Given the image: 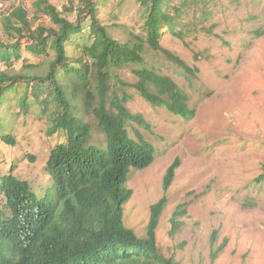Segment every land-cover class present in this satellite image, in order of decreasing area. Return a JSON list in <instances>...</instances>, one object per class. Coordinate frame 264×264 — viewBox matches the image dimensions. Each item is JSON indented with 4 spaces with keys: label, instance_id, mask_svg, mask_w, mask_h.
<instances>
[{
    "label": "rangeland",
    "instance_id": "rangeland-1",
    "mask_svg": "<svg viewBox=\"0 0 264 264\" xmlns=\"http://www.w3.org/2000/svg\"><path fill=\"white\" fill-rule=\"evenodd\" d=\"M50 1L59 10L77 3ZM172 3H184V12L177 33L163 30L161 45L192 72L168 60L163 49L147 46L145 61L179 84L195 113L183 118L151 104L132 86L137 82L134 66L114 69V88L127 90L128 108L143 120L128 122L130 135L156 148L154 162L129 176L133 195L125 204L124 222L146 236L151 205L166 195L156 230L165 257L182 264H264V179H258L264 170V0ZM19 6L28 11L33 26L53 25L36 0H0L4 42L11 40L4 17ZM98 6L114 38L128 42L134 34H145V10L138 0H99ZM27 44L22 39L20 59L0 61V72L45 74L51 57L31 53ZM26 89L27 111L20 104ZM0 112V135L10 134L16 141L0 140V178L14 166V174L27 180L38 197H57L47 161L52 149L66 141L64 134H49L51 117L26 84L10 91ZM91 143L105 145L95 123ZM177 158L175 177L165 190L167 168ZM4 203L0 193V209ZM179 208L184 210L178 215L182 224L173 232Z\"/></svg>",
    "mask_w": 264,
    "mask_h": 264
},
{
    "label": "trees",
    "instance_id": "trees-1",
    "mask_svg": "<svg viewBox=\"0 0 264 264\" xmlns=\"http://www.w3.org/2000/svg\"><path fill=\"white\" fill-rule=\"evenodd\" d=\"M98 1L77 0L59 10L50 0H36L52 26H33L23 6L4 17L11 40H0V61L20 59L22 39L31 53L51 58L45 74L1 71L0 106L11 90L26 84L51 117L49 134L62 133L66 141L52 149L47 161L57 197H38L27 180L14 174V166L1 176L5 203L0 209V264H182L165 257L157 242L166 195L151 205L146 236H139L124 222L125 204L133 195L129 176L134 169H145L154 162L156 148L130 135L128 122L143 120L128 108L131 96L127 90L120 92L112 81L114 69L134 66L137 82L132 86L142 97L183 118L194 116L179 84L145 61L147 46L153 51L163 49L168 60L192 72L161 45L165 28L177 33L184 3L138 0L145 10V34L121 42L101 21ZM25 91L20 104L27 111ZM94 123L105 145L91 143ZM0 140L16 144L10 134H1ZM179 163L177 158L167 168L165 190L172 185ZM258 179H264V170ZM181 211L177 209L172 219L173 232L182 224Z\"/></svg>",
    "mask_w": 264,
    "mask_h": 264
}]
</instances>
